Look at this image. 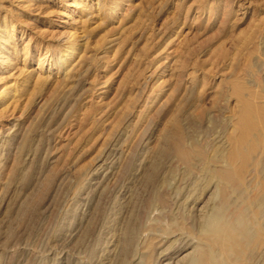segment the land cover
I'll return each instance as SVG.
<instances>
[{"label":"rangeland","instance_id":"1","mask_svg":"<svg viewBox=\"0 0 264 264\" xmlns=\"http://www.w3.org/2000/svg\"><path fill=\"white\" fill-rule=\"evenodd\" d=\"M202 256L264 264V0H0V264Z\"/></svg>","mask_w":264,"mask_h":264},{"label":"bare ground","instance_id":"2","mask_svg":"<svg viewBox=\"0 0 264 264\" xmlns=\"http://www.w3.org/2000/svg\"><path fill=\"white\" fill-rule=\"evenodd\" d=\"M243 90H244V87L242 83H240L238 80L235 81L233 85V93L236 94L238 101H239V108H238L239 114H238L237 122H235L236 126H235L234 133L230 138L231 139L230 141L232 142L231 143L232 146L228 153L229 160L239 159L240 161H244L246 160L247 155L252 150V143H251L250 135H251L252 129L254 128V114H253L254 110H253V104L249 98L250 97L253 98L255 97V95L251 91H249L248 98L244 97ZM219 232L218 234H216V236L213 235L214 237L210 239L209 243H212L213 245L218 246L224 251H227V249H234L236 253V258L237 256H240V255L242 256L243 250L241 249V244L239 243V240L235 239L234 234H232L231 232H227L225 229L221 231V233H223L224 236L220 235ZM200 258L201 259H200L199 264H209L210 263L206 256H202Z\"/></svg>","mask_w":264,"mask_h":264}]
</instances>
